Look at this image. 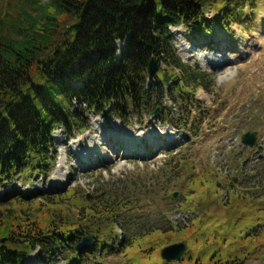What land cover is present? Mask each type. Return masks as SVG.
I'll list each match as a JSON object with an SVG mask.
<instances>
[{
  "label": "rangeland",
  "instance_id": "obj_1",
  "mask_svg": "<svg viewBox=\"0 0 264 264\" xmlns=\"http://www.w3.org/2000/svg\"><path fill=\"white\" fill-rule=\"evenodd\" d=\"M207 9V16L217 14ZM235 12L242 23L202 31L173 29L178 55L212 79L209 90L196 92L198 102L192 99L191 114L178 105L173 108L178 124L166 122L172 120L168 110L173 102L158 99V112L130 118L128 124L112 112L89 111L80 120L85 130L76 128L70 134L61 128L54 133L55 170L38 177L24 174L16 186L42 197L73 189L57 211L69 225L80 217L75 223L89 221L83 217L90 202L108 208L113 201L105 200L111 191L125 209L114 225L118 233L112 231L114 218L105 217L106 209L92 219L96 230L89 228L82 237L94 234L95 251L82 254L79 262L77 252L65 247L45 263L36 251L23 264H210L214 259L264 264V0H248ZM222 45L225 49L219 52ZM205 55L218 67L208 64ZM225 56L226 63L217 61ZM158 73L149 82L148 107L154 105L157 84L163 83ZM101 130L110 132L105 141ZM249 130L257 131L261 153L242 143ZM124 133L139 140L134 146L137 154L130 157L125 155L130 140ZM149 133L152 138H140ZM114 146L120 147L116 151ZM89 148L97 151L96 159L79 156ZM261 154L263 160L257 161ZM8 188H0V196ZM123 215L128 221L135 219L136 229L126 235ZM134 223L148 233L134 235L140 232ZM180 242L187 246L183 257L167 262L163 248Z\"/></svg>",
  "mask_w": 264,
  "mask_h": 264
},
{
  "label": "trees",
  "instance_id": "obj_2",
  "mask_svg": "<svg viewBox=\"0 0 264 264\" xmlns=\"http://www.w3.org/2000/svg\"><path fill=\"white\" fill-rule=\"evenodd\" d=\"M247 1L2 0L0 188H10L0 196V264H23L36 251L47 259H43L45 263L65 247L77 252L79 262L82 254L90 256L87 253L95 251L94 242L80 252L75 247L84 231L96 230L92 219L101 217L105 209V217L114 218L115 231L125 206L111 189L105 200L106 204L113 201L108 208L90 202L83 217L89 221L75 223L80 217L69 225L57 211L73 189L42 197L34 190L24 193L16 186L17 179L23 180L24 174L51 173L58 158L54 133L61 128L70 134L76 128L85 130L80 120L89 111L98 115L112 112L128 124L130 118L151 115L158 99H169L173 102L169 116L177 105L191 114L196 92L209 90L212 79L178 55L173 28L202 31L242 23L234 9L244 8ZM207 8L217 14L207 16ZM152 57L158 59L163 83L157 84L154 105L148 107ZM172 120L166 122H179L174 116ZM122 219L126 221L121 225L123 235L136 229L134 218L128 221L123 215ZM134 224L140 229L134 235L148 233ZM124 239L122 236L121 242ZM240 262L214 259L210 264Z\"/></svg>",
  "mask_w": 264,
  "mask_h": 264
},
{
  "label": "water",
  "instance_id": "obj_3",
  "mask_svg": "<svg viewBox=\"0 0 264 264\" xmlns=\"http://www.w3.org/2000/svg\"><path fill=\"white\" fill-rule=\"evenodd\" d=\"M148 67H149L150 75L157 73V71L159 70L158 60L155 57H152ZM155 112H157V110ZM242 141L244 144L248 146H254L257 141V132L255 131L246 132L242 137ZM173 196L174 198H176L178 196V192H175ZM92 239H93V234H91L90 236L83 237L82 241L76 245L75 247L76 250H78L79 252L82 251L85 247H87L91 243ZM186 249L187 246L185 243L182 242L174 243L163 248L161 254L162 257L167 262H173L180 260L183 254L185 253Z\"/></svg>",
  "mask_w": 264,
  "mask_h": 264
},
{
  "label": "bare ground",
  "instance_id": "obj_4",
  "mask_svg": "<svg viewBox=\"0 0 264 264\" xmlns=\"http://www.w3.org/2000/svg\"><path fill=\"white\" fill-rule=\"evenodd\" d=\"M223 49H225L224 47H223V45L222 46H220V51L219 52H222L223 51ZM205 59H206V61H207V63L208 64H210V65H212V66H214V67H218V65H215L214 63H215V60L214 59H212V58H210L209 57V55H205ZM217 61H219L220 63H226L227 62V57L225 56V57H222V58H220V60H217ZM97 130V129H96ZM98 131V130H97ZM124 134H126L125 135V137H126V139H128V140H130V144H126L127 145V147H125L124 146V148H126V151H125V155L127 156V157H130L131 155H133V154H137V150H135V144H138L137 142L139 141V140H136L135 138V136H133L132 138L130 137V134L131 133H124ZM100 135H101V140L102 141H105V140H107L108 139V137H110L111 135H110V132H108V131H100ZM140 138H146V139H150V138H152V134L151 133H149V134H145V136H140ZM144 143V142H143ZM109 145V147H112V145L109 143L108 144ZM151 145H153V144H151ZM123 146V145H122ZM120 146H114V150H116L117 151V149L119 148ZM96 150V149H95ZM97 151H91V148H89L88 149V153H85V152H81L80 153V155L79 156H81V157H83V158H85V159H89V158H91L92 157V159L94 160V159H96V157H97ZM90 166V165H89ZM27 264V263H26Z\"/></svg>",
  "mask_w": 264,
  "mask_h": 264
}]
</instances>
